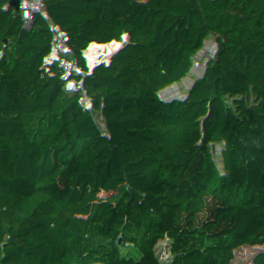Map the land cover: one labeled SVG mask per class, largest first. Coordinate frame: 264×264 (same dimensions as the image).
I'll return each instance as SVG.
<instances>
[{"label": "trees", "instance_id": "trees-1", "mask_svg": "<svg viewBox=\"0 0 264 264\" xmlns=\"http://www.w3.org/2000/svg\"><path fill=\"white\" fill-rule=\"evenodd\" d=\"M73 21L87 47L65 37L60 21L32 11L27 0H0V45L10 56L0 64L44 86L37 92L29 83L22 100L0 83L6 147L0 191L7 154L24 164L42 201L39 184L48 175L72 185L41 209L61 259L36 236L34 224L22 221L18 201L4 203L0 193V264H264V57L257 91L241 104L206 90L191 70L174 77L149 68L128 93L125 72L95 57L85 5ZM12 33L19 50L9 47ZM179 49L137 43L130 59ZM22 53L27 65L19 68ZM48 99L55 103L44 124L39 104ZM159 111L171 129L155 124ZM167 170L176 175L175 187L145 230L121 233L117 224L147 208Z\"/></svg>", "mask_w": 264, "mask_h": 264}, {"label": "built area", "instance_id": "built-area-1", "mask_svg": "<svg viewBox=\"0 0 264 264\" xmlns=\"http://www.w3.org/2000/svg\"><path fill=\"white\" fill-rule=\"evenodd\" d=\"M30 9L36 13L34 0H27ZM58 4L60 0H57ZM77 0H65L66 7L59 5L42 12L59 20L75 17ZM86 23L95 57L108 60L125 72L122 90L136 92L140 80L149 68L164 70L178 77L191 70L194 79L206 90L223 95L236 103L248 102L257 91L256 75L264 57V0H87ZM60 21V20H59ZM62 22V21H61ZM160 41L165 47H180L172 54L168 50L154 51L151 56L130 59L132 46L137 43ZM12 50L20 49L19 37L12 33L8 40ZM102 51L96 54V51ZM0 58L10 61L9 52L0 45ZM103 58V59H102ZM15 64L21 68L27 65L24 54ZM4 81L22 100L27 98L29 83L37 92H43L42 84L33 80H21L14 71L0 64V83ZM173 102L172 99L169 103ZM55 103L54 99L41 101L39 110L43 123ZM157 126L171 129L165 111L154 115ZM2 120L0 117V130ZM0 150L6 147L0 132ZM9 166L8 179L1 188L4 203L8 197L17 201V210L25 224H34L35 234L51 245V250L61 259L58 242H50V233L41 218V209L60 194H66L60 187L48 196L39 184L44 201L29 187L26 167L12 155H6ZM83 171V169H82ZM176 175L171 170L152 189L149 205L139 216L120 221L117 229L121 233L141 232L153 213L160 209L167 191L175 187ZM60 189V190H58Z\"/></svg>", "mask_w": 264, "mask_h": 264}, {"label": "rangeland", "instance_id": "rangeland-1", "mask_svg": "<svg viewBox=\"0 0 264 264\" xmlns=\"http://www.w3.org/2000/svg\"><path fill=\"white\" fill-rule=\"evenodd\" d=\"M87 0H77L76 2V9H79L81 6H83L86 3ZM34 4L37 8V11L42 13V8L40 9L39 7H41L43 4V7H51V9H53L56 5L61 8L66 7L65 5V0H60V3L58 4L57 0H34ZM50 9V10H51ZM56 18L59 17L60 22L63 24V33L65 35V37L67 38H72L75 42L77 43H82V45H84L85 47L88 46L89 44V40L87 38V36L83 33L82 28L80 27L79 22H74L73 18L70 20H62L59 12L58 13H54L53 14ZM58 20V21H59ZM96 54H101L103 57V52L100 51H96ZM103 59V58H102ZM80 178V174H78L77 179ZM58 183L60 184V188L65 187L66 185H70V184H66L63 182V180L61 179V181H58ZM72 185L67 186V188L69 189ZM60 190V189H58ZM62 191L67 192V189L64 188Z\"/></svg>", "mask_w": 264, "mask_h": 264}, {"label": "bare ground", "instance_id": "bare-ground-1", "mask_svg": "<svg viewBox=\"0 0 264 264\" xmlns=\"http://www.w3.org/2000/svg\"><path fill=\"white\" fill-rule=\"evenodd\" d=\"M52 175L53 176H51V174L48 175L47 179L43 183V188L45 189L48 196H50L56 190L57 187H60V184L58 183V181H60L59 177L54 174ZM67 186L70 185H66L65 187L62 186L61 190H63L64 188L68 190Z\"/></svg>", "mask_w": 264, "mask_h": 264}, {"label": "crops", "instance_id": "crops-1", "mask_svg": "<svg viewBox=\"0 0 264 264\" xmlns=\"http://www.w3.org/2000/svg\"><path fill=\"white\" fill-rule=\"evenodd\" d=\"M44 5V4H43ZM43 5L41 6V7H39L40 9L42 8L43 10H42V12H44V11H48V10H50L51 9V7H43Z\"/></svg>", "mask_w": 264, "mask_h": 264}, {"label": "water", "instance_id": "water-1", "mask_svg": "<svg viewBox=\"0 0 264 264\" xmlns=\"http://www.w3.org/2000/svg\"><path fill=\"white\" fill-rule=\"evenodd\" d=\"M153 52H154V51H150V52L148 53V56H151V55L153 54ZM82 172H86V169H83Z\"/></svg>", "mask_w": 264, "mask_h": 264}]
</instances>
